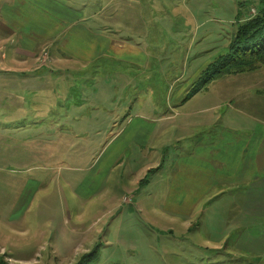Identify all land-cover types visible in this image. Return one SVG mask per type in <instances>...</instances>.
<instances>
[{
  "label": "rangeland",
  "instance_id": "1",
  "mask_svg": "<svg viewBox=\"0 0 264 264\" xmlns=\"http://www.w3.org/2000/svg\"><path fill=\"white\" fill-rule=\"evenodd\" d=\"M160 1L162 20L155 21L153 29L145 25L149 32L142 44L145 61L101 65L106 73L122 74L78 76L80 86L70 70L61 75L60 63L46 62V50L39 63L29 62L33 71L8 72L14 55L12 38L6 36L8 27L0 26L3 263L76 264L95 248L97 257L88 264H264V238L255 236L257 231L232 232L224 213L216 214L215 208L214 216L220 218L203 220L202 203H170L185 194L184 187L175 184L185 181L189 166L179 163L189 151L216 143L222 133L220 115L233 117L235 91L239 84L248 85L252 73L221 75L204 87L196 79L225 51L237 19L253 16L262 4L260 0ZM257 96L264 97V92ZM76 102L79 105L74 106ZM142 104L169 113L176 125L180 121L193 125L174 142L178 155L163 157L160 171L147 177L153 175L150 184L129 194L133 185L127 165L117 161L125 142L110 146L108 142L125 117ZM68 106L76 108L72 114L79 119L65 115ZM88 113L89 117L80 115ZM173 212L178 219L170 217Z\"/></svg>",
  "mask_w": 264,
  "mask_h": 264
},
{
  "label": "crops",
  "instance_id": "2",
  "mask_svg": "<svg viewBox=\"0 0 264 264\" xmlns=\"http://www.w3.org/2000/svg\"><path fill=\"white\" fill-rule=\"evenodd\" d=\"M4 11L8 17L2 16ZM162 11L160 0L157 5L152 0H4L0 26L8 27L5 32L12 38L14 54L7 71H33L29 62L37 64L41 51L46 50V62L60 63L61 75L70 70L77 77L73 82L79 86L78 76H118L122 73H106L99 66L112 61H145L142 44L149 35L146 28L153 29L155 21L160 23ZM250 73L248 85L239 84L235 91L233 117L225 112L219 117L222 133L216 143L189 151L188 158L179 163L182 168L189 166L185 181L175 184L184 187L185 194L170 203H202L203 220H218L215 208L216 214L224 213L225 226L232 232L255 230V236L264 238V97L257 96L264 92V66ZM74 106H68L65 115L79 119L72 114ZM143 107L145 104L128 114L108 142L109 146L114 141L125 142L117 161L127 165L126 173L133 185L126 192L129 194L150 184L153 175L147 177L160 171L163 157L178 155L173 150L174 142L193 125L192 121L176 125L169 113L156 106ZM80 115L89 117L90 113ZM210 190L215 193L209 194ZM122 199L129 202L125 195ZM177 214L173 212L170 217L178 219ZM179 220L188 224L186 219Z\"/></svg>",
  "mask_w": 264,
  "mask_h": 264
},
{
  "label": "trees",
  "instance_id": "3",
  "mask_svg": "<svg viewBox=\"0 0 264 264\" xmlns=\"http://www.w3.org/2000/svg\"><path fill=\"white\" fill-rule=\"evenodd\" d=\"M260 3L258 13L242 21L237 19V27L225 51L216 55L200 71L197 85L204 87L221 75L253 71L264 65V0ZM96 257L97 251L93 248L81 255L76 264H88V260H95ZM0 264L7 263L0 260Z\"/></svg>",
  "mask_w": 264,
  "mask_h": 264
}]
</instances>
